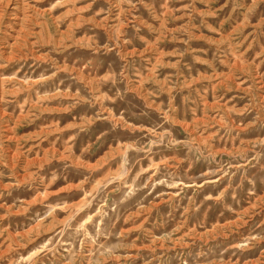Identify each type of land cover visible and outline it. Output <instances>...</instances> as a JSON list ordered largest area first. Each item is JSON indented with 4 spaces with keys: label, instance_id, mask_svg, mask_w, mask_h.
I'll return each mask as SVG.
<instances>
[{
    "label": "rangeland",
    "instance_id": "1",
    "mask_svg": "<svg viewBox=\"0 0 264 264\" xmlns=\"http://www.w3.org/2000/svg\"><path fill=\"white\" fill-rule=\"evenodd\" d=\"M0 264H264V0H0Z\"/></svg>",
    "mask_w": 264,
    "mask_h": 264
}]
</instances>
